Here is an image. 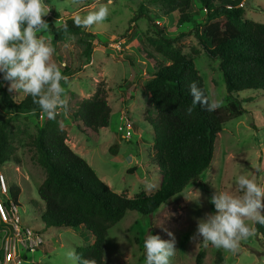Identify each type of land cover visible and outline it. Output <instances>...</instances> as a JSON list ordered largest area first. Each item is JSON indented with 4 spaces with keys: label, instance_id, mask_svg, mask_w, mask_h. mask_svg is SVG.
Listing matches in <instances>:
<instances>
[{
    "label": "rangeland",
    "instance_id": "rangeland-1",
    "mask_svg": "<svg viewBox=\"0 0 264 264\" xmlns=\"http://www.w3.org/2000/svg\"><path fill=\"white\" fill-rule=\"evenodd\" d=\"M54 13L53 20L47 22L84 17L96 12L100 6L109 9L108 19L87 30L96 35L91 63L84 65L85 46L81 42L84 36H68L63 43L53 46V38L48 30L38 32L46 42L56 49L52 63L66 75L68 83L61 81L66 89L68 108L76 110L83 99L90 98L101 83L108 90V99L112 108L111 124L101 130L98 140L85 137L70 121L68 111H60V119L68 133V145L76 154L84 158L98 177L114 192L129 198L145 192L150 195L158 188L157 176H149L147 170L156 166L150 163L155 154L153 128L148 121L157 117V111L146 90V83L155 71V65L146 58L154 56L157 61L169 62L156 52L152 38L156 37L157 27L138 14L146 5L158 14L156 5L150 0H45ZM246 17L264 24V12L258 9L264 6V0H246ZM146 11V10H145ZM147 13V11H146ZM190 13L196 19L202 18V11L194 0ZM179 12L160 17L157 24L167 29L170 37L178 35L177 22ZM135 19L134 23L132 21ZM192 24L181 27L188 32ZM180 46L185 53L193 54L195 64L205 81L208 95L212 99L222 100L223 106L229 104L220 60L209 57L197 44L193 36L182 39ZM196 53V54H194ZM0 92V122L7 117L4 101H22L27 94L23 92ZM235 99L242 101L245 112L242 116L228 122L215 143L214 158L210 168L183 192L169 199L150 216L137 212H127L121 222L108 234L105 247V264H145L146 251L144 240L150 233L164 240L173 233L176 240V254L171 264H196L199 252L205 251L204 264H264V247L253 235L241 242L240 250L233 254L217 249L211 244L207 247L192 237L197 230V219L205 213H214L215 207L208 201L215 191L239 195L236 181L241 174L264 186V90H245L236 94ZM250 99V100H249ZM127 114V115H126ZM126 117L132 124V138L125 140L118 127ZM44 120L29 114L17 115L11 124L16 140L18 154L22 164H6L0 174L6 178L7 186L18 187L21 194L18 200L22 225L41 233L43 248L29 256L37 264H70L66 253L76 245L89 246L93 236L85 229L46 228L41 220L44 203L38 196V188L45 179L44 170L32 156L35 149L31 141ZM136 169L131 174L128 170ZM6 198L0 193V201ZM179 203L174 205V203ZM202 205V207H201ZM250 227L254 222L247 221ZM167 230V231H166ZM29 264V263H26Z\"/></svg>",
    "mask_w": 264,
    "mask_h": 264
},
{
    "label": "trees",
    "instance_id": "trees-1",
    "mask_svg": "<svg viewBox=\"0 0 264 264\" xmlns=\"http://www.w3.org/2000/svg\"><path fill=\"white\" fill-rule=\"evenodd\" d=\"M193 1L150 0L149 3L158 8V14L146 5L138 14L139 18L145 17L158 28L152 43L156 52L169 62L164 64L154 56L146 58L155 65V71L146 83L147 93L157 111L155 119L148 118L153 128L155 149L148 164L156 167L147 173L151 177L157 176L158 180V188L153 193L142 192L129 198L111 190L87 161L68 145V133L59 114L55 121L49 120L45 114L44 124L38 126L31 141L35 149L33 161L45 172V179L38 188V196L44 203L41 215L44 226L88 231L93 236V243L76 245L74 250L82 258L94 260L95 264H105L109 231L123 220L127 212L153 215L162 204L181 194L210 168L219 134L228 122L245 112L242 101L234 96L245 90H264V24L246 17V0H197L205 12L199 19L190 13ZM258 9L264 12V6ZM175 12L180 13L177 22L180 33L172 38L157 22L160 17ZM48 24L54 47L68 36H84L81 39L85 46L84 65L91 63L95 34L76 27L74 18ZM188 24H192V28L183 32L185 30L180 28ZM187 36H193L209 57L220 60L230 101L214 112L206 111L199 104L193 107L191 114L187 112L193 99L189 84L196 82L206 90L194 55L185 53L178 46ZM3 84L0 74V85ZM0 92L6 93V88L0 86ZM4 105L7 117L0 122V171L8 163L20 166L23 162L11 127L16 116L29 114L38 117L41 113L29 95L20 102L4 101ZM68 116L85 137L98 140L101 130L111 124L112 108L107 88L97 84L93 96L83 99L76 110L68 108ZM135 171L128 170L131 174ZM9 192L11 202L19 206L21 190L9 187ZM254 228L264 247V226L255 223ZM205 254L204 250L198 253L196 264H204ZM222 260L219 257L217 264Z\"/></svg>",
    "mask_w": 264,
    "mask_h": 264
},
{
    "label": "clouds",
    "instance_id": "clouds-1",
    "mask_svg": "<svg viewBox=\"0 0 264 264\" xmlns=\"http://www.w3.org/2000/svg\"><path fill=\"white\" fill-rule=\"evenodd\" d=\"M51 9L45 0H0V74L9 92H23L32 98L49 120L55 121L60 111H68L66 89L61 81L68 83L59 67L52 63L56 49L38 32L49 29L44 17ZM109 17V9L100 6L96 12L74 17V25L82 30L104 23ZM56 21V23H58ZM67 32V25L64 26ZM3 86V85H0ZM192 106L191 114L199 104L206 111L214 112L223 106L222 100L212 99L206 90L196 82L189 84ZM239 195L215 191L209 199L214 205V213H205L197 219V230L191 238H199L207 247L209 244L233 254L240 250L241 242L255 235L256 229L247 221L264 226V186L255 179L241 174L236 181ZM202 207V205H201ZM167 231V230H166ZM169 240L159 235H147L144 240L145 264H171L176 254V240L171 232ZM70 264H95L94 260L82 258L75 250L66 253Z\"/></svg>",
    "mask_w": 264,
    "mask_h": 264
},
{
    "label": "built area",
    "instance_id": "built-area-1",
    "mask_svg": "<svg viewBox=\"0 0 264 264\" xmlns=\"http://www.w3.org/2000/svg\"><path fill=\"white\" fill-rule=\"evenodd\" d=\"M53 17L51 10L47 18ZM38 117L40 121H45L42 112ZM121 119L124 123L118 127V131L125 132L123 138L129 140L132 138V124L126 117ZM6 181L5 176L0 174V193L6 198V201H0V264H37L29 256L44 245V239L41 233L22 225L19 206L11 202Z\"/></svg>",
    "mask_w": 264,
    "mask_h": 264
},
{
    "label": "crops",
    "instance_id": "crops-1",
    "mask_svg": "<svg viewBox=\"0 0 264 264\" xmlns=\"http://www.w3.org/2000/svg\"><path fill=\"white\" fill-rule=\"evenodd\" d=\"M73 148V147H72Z\"/></svg>",
    "mask_w": 264,
    "mask_h": 264
}]
</instances>
